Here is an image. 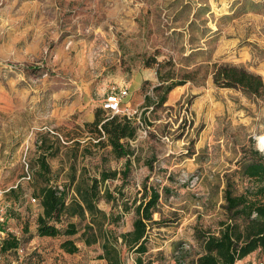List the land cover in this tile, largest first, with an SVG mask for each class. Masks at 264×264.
Instances as JSON below:
<instances>
[{
	"label": "rangeland",
	"instance_id": "obj_1",
	"mask_svg": "<svg viewBox=\"0 0 264 264\" xmlns=\"http://www.w3.org/2000/svg\"><path fill=\"white\" fill-rule=\"evenodd\" d=\"M159 64L173 83H185L173 90L181 92L176 99L169 94L166 110L142 116L141 100L160 83ZM226 65L264 81V0H0V188L9 190L0 201L15 221L6 229L25 251L21 264H107L100 244L80 238L88 218L56 224H77V254L61 249L64 236L37 232L41 188L55 187L70 201L102 172L118 176L101 185L97 207L121 217L105 227L132 231L145 187L156 190L143 259L193 264L202 253L196 230L218 232L225 191L253 190L243 169L257 152L264 157V100L217 86L215 68ZM113 95L122 100L119 116L139 125L125 179L127 159L98 147L85 127ZM43 140L53 148L44 178ZM138 256L123 248V264ZM16 258L6 254L7 262ZM245 260L264 261V250Z\"/></svg>",
	"mask_w": 264,
	"mask_h": 264
},
{
	"label": "trees",
	"instance_id": "obj_2",
	"mask_svg": "<svg viewBox=\"0 0 264 264\" xmlns=\"http://www.w3.org/2000/svg\"><path fill=\"white\" fill-rule=\"evenodd\" d=\"M161 68L162 65L159 64L157 76L160 83L144 97L142 107L145 108V112L142 116L146 115L149 110L151 114L161 109L166 110L164 106L169 94L185 83H173V78L164 76ZM214 82L221 88H239L256 99L264 100L263 79L237 66L216 67ZM105 112L107 111L104 109L97 112L94 121L87 123L85 127L91 134L98 136V147H110L117 159H127L122 172L123 179H125L130 173L132 155L128 142L135 140L139 129L137 117L111 114L105 117ZM39 148L42 151L52 149L47 146L46 140L41 142ZM48 155L53 156V154ZM48 155H41L39 158L43 169L40 173L42 178L50 171L46 162ZM117 176L116 172H102L99 179L91 178L83 185L77 186L76 195L70 201L64 192L55 187L41 188L38 199L43 212L37 219L38 235L49 238L64 236L65 240L61 244V249L69 255L77 254L79 248L73 239L80 233L77 224L68 223L63 230L59 229L56 224H60L63 217L80 218L81 220L88 218V223L85 224L80 238L86 246L100 244L103 251L101 259L107 264H123V248L139 255L136 264H151L150 262L145 263L143 256L148 252L149 224L152 223L153 215L157 212L160 194L156 190L145 187L143 199L134 206L133 230L118 235L105 226L106 224H117L121 217L108 215L97 207L101 199V185ZM243 176L255 182V188L239 195L233 194L229 189L225 191L227 217L219 223L217 233L210 230H196L195 238L202 253L193 264H238L251 254L264 250V157L257 152L250 164L243 169ZM106 198L109 202L115 200L108 192ZM10 237H12L11 234L4 242V252L13 251L19 246L18 241L14 238L10 240Z\"/></svg>",
	"mask_w": 264,
	"mask_h": 264
},
{
	"label": "built area",
	"instance_id": "obj_3",
	"mask_svg": "<svg viewBox=\"0 0 264 264\" xmlns=\"http://www.w3.org/2000/svg\"><path fill=\"white\" fill-rule=\"evenodd\" d=\"M121 104V97L119 95H113L107 99V103L103 105V109L111 115H119L121 113ZM25 179H30L29 173ZM7 192H9V190H3L0 188V198ZM36 201V199H33V202ZM7 209L8 205H5L0 201V264H21L25 257V251L23 248L17 247L13 251L4 252V242L8 238L9 234H11L9 233L10 230L6 229L9 220ZM10 252H15L17 258L10 262H7L6 254ZM254 264H264V261H258Z\"/></svg>",
	"mask_w": 264,
	"mask_h": 264
},
{
	"label": "crops",
	"instance_id": "obj_4",
	"mask_svg": "<svg viewBox=\"0 0 264 264\" xmlns=\"http://www.w3.org/2000/svg\"><path fill=\"white\" fill-rule=\"evenodd\" d=\"M176 91H178V90H176ZM176 91H172L170 94V97L172 98V99H176L177 98V96L181 93V92H176ZM144 102V99L143 100H141V104ZM38 144H40L41 145V141H40V143H38ZM50 145H53V144H50ZM55 145H57V141L55 140ZM52 148V147H51ZM53 151V148L52 149H50L49 151H40V155H48V154H51V152ZM42 152L44 153V154H42ZM10 167H12V165L11 164H9V168ZM8 197H10V195H8ZM5 200H7V196H5ZM19 202L21 203V197L19 198ZM10 220V219H9ZM15 222L13 219H11L10 220V222ZM199 256V255H198ZM241 262H243V261H240V262H238V264H240ZM245 264H249L246 260H245V262H244Z\"/></svg>",
	"mask_w": 264,
	"mask_h": 264
},
{
	"label": "bare ground",
	"instance_id": "obj_5",
	"mask_svg": "<svg viewBox=\"0 0 264 264\" xmlns=\"http://www.w3.org/2000/svg\"><path fill=\"white\" fill-rule=\"evenodd\" d=\"M259 147L264 150V135L259 138Z\"/></svg>",
	"mask_w": 264,
	"mask_h": 264
}]
</instances>
